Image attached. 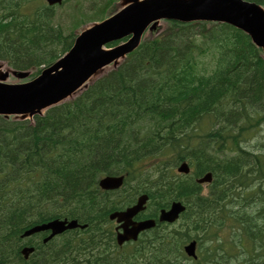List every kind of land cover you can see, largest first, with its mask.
<instances>
[{
  "label": "trees",
  "instance_id": "16d2710c",
  "mask_svg": "<svg viewBox=\"0 0 264 264\" xmlns=\"http://www.w3.org/2000/svg\"><path fill=\"white\" fill-rule=\"evenodd\" d=\"M103 3L86 10L79 0L68 2L65 12L43 0H0V60L38 74L71 49L79 24L104 18ZM261 130V51L226 24L171 22L75 100L33 122L0 116V264H178L193 240L194 264H264ZM255 132L254 147L243 146ZM184 162L190 175L176 172ZM207 174L213 181L205 191L197 179ZM104 175H125L123 189L132 191L104 193L110 202L122 199L113 207L145 192L158 208L184 203L181 229L109 258L101 251L108 228L100 210ZM55 218L89 227L46 245L38 234L21 237ZM31 246L26 260L22 249Z\"/></svg>",
  "mask_w": 264,
  "mask_h": 264
},
{
  "label": "water",
  "instance_id": "95a60500",
  "mask_svg": "<svg viewBox=\"0 0 264 264\" xmlns=\"http://www.w3.org/2000/svg\"><path fill=\"white\" fill-rule=\"evenodd\" d=\"M51 5L62 0H47ZM122 10L112 18L94 24L85 29L76 39L73 48L50 68L34 80L23 84L5 83L12 75L19 80L28 78L31 72H17L7 69L0 64V116L13 117L14 120H32L35 116H43L53 106L72 97L82 89L87 88L91 81L102 69L124 58L133 52L141 42L143 33L148 26L155 22L151 30L155 29L158 21L169 19L182 23L194 21L220 22L230 24L245 32L253 43L264 52V8L258 4L244 0H123ZM131 36L127 43L113 49L103 47L111 42ZM179 172L189 174L187 163L179 167ZM123 177H106L100 183L103 189H118L123 185ZM212 181L208 174L199 183ZM148 196L140 197L138 204L122 214H113L112 219L125 221V226L133 225L125 235L120 237V243L126 240H136L143 230L155 227V221L139 224L132 219L144 209ZM185 211L181 203H174L170 211H163L160 221L174 222ZM78 227L76 221L68 222L55 220L26 231L23 237L35 233L51 231L50 239L66 230ZM34 251L25 248L22 253L26 258ZM189 256L196 257L195 243L185 248Z\"/></svg>",
  "mask_w": 264,
  "mask_h": 264
},
{
  "label": "flooded vegetation",
  "instance_id": "af4514ba",
  "mask_svg": "<svg viewBox=\"0 0 264 264\" xmlns=\"http://www.w3.org/2000/svg\"><path fill=\"white\" fill-rule=\"evenodd\" d=\"M120 211H123V210H116V211H113V212H120ZM148 211L149 210L140 213L137 217L134 218V220L136 222H141V221H145V220H148V219H157L158 218V217L155 218L154 217L155 215L149 213ZM112 225H114L115 240L117 242V236H118L119 233L123 232V227L120 224H118L117 221H113ZM153 234H154V231H152V230L151 231L142 232L140 234V236H139L137 241L126 242L121 248L123 249V251H129L133 247H139L140 243H142L146 238L153 236ZM105 249L110 251V252H112V253H117L119 251L118 248L114 247V244H111V247H106Z\"/></svg>",
  "mask_w": 264,
  "mask_h": 264
},
{
  "label": "rangeland",
  "instance_id": "374dc122",
  "mask_svg": "<svg viewBox=\"0 0 264 264\" xmlns=\"http://www.w3.org/2000/svg\"><path fill=\"white\" fill-rule=\"evenodd\" d=\"M80 2H82V5H83V7L84 8H86V7H88L90 4H92L94 1H97V0H79ZM35 5H37V2H35ZM69 11V9L66 11V12H68ZM162 28L164 29V28H166L167 26H168V23L166 22V21H163L162 23ZM83 29V28H82ZM81 29V30H82ZM80 32V31H79ZM78 32V33H79ZM148 35V34H147ZM204 63H208L209 61L208 60H204L203 61ZM112 67H109L106 71H108V70H110ZM28 80H24V81H22V80H19V79H17L16 77H11L8 81H7V83H9V84H19V83H25V82H27ZM259 133V135L260 136H263L264 135V131L262 130V132H258ZM257 135V132H255V133H253V134H251L248 138L249 139H251L252 137H254V136H256ZM249 139L247 140V142L245 143V144H243V146L245 145V146H248L249 148H253L254 147V143L256 142L255 140H253V138L249 141ZM257 152H259V153H261V152H264V151H257ZM151 163V162H150ZM150 163H147V164H150ZM145 166V165H144ZM146 167V166H145ZM184 222V221H183ZM181 227H182V222L180 223V224H178V225H176L175 226V228L176 229H181ZM35 240V239H34Z\"/></svg>",
  "mask_w": 264,
  "mask_h": 264
},
{
  "label": "bare ground",
  "instance_id": "6f19581e",
  "mask_svg": "<svg viewBox=\"0 0 264 264\" xmlns=\"http://www.w3.org/2000/svg\"><path fill=\"white\" fill-rule=\"evenodd\" d=\"M211 175H212V174H211ZM33 227H35V225H34ZM21 237H22L23 239H27V240H29V238H25V237H23V235H22ZM39 239H42V242H43L44 245L48 244L47 242H45V236H44V235L41 234V236H40ZM31 247H33V246H31ZM22 250H23V249H22Z\"/></svg>",
  "mask_w": 264,
  "mask_h": 264
}]
</instances>
